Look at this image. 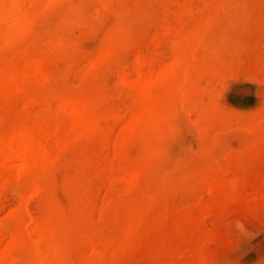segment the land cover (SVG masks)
Instances as JSON below:
<instances>
[{"label": "rangeland", "instance_id": "374dc122", "mask_svg": "<svg viewBox=\"0 0 264 264\" xmlns=\"http://www.w3.org/2000/svg\"><path fill=\"white\" fill-rule=\"evenodd\" d=\"M68 1L85 3L87 11H71L67 1L44 5L38 14L37 27L48 34H31L27 43L38 50L61 53L63 49L48 42V36H55L65 23L69 27L74 25L70 28L75 30L78 26L73 23L86 22L89 34L82 36L80 47L89 52L74 58L71 72L59 74L49 87L98 90L106 110L129 115L132 96L122 80V69L134 75L140 51L157 54L160 62L169 61L177 43L185 39L179 32L181 21L196 23L207 14L215 18L202 36L201 52L210 60L227 64L219 84L220 105L230 123L206 128L198 121V111L181 110L170 116L175 127L160 133L166 152L152 167L151 182L171 193V197L175 194L169 202L156 206V211L171 208L173 218L152 227L153 217L145 218L141 223V243L127 255L101 264H139L170 245L193 250L165 258L172 264H200V257L195 254L198 248L215 264H264V138L243 125V120H264V0H221L211 6L209 0H115L107 7L99 0ZM114 33L123 35L111 40L125 41L118 48V57L92 68L93 51ZM6 65L0 58V71ZM60 65L61 62L52 59L51 67ZM39 110L28 113L16 97L0 99V114L6 126L34 118L33 114ZM145 145L139 138L125 149L136 154ZM116 166L115 150L110 145L97 137L73 138L49 170L0 176L2 237L8 238V227L16 226L14 211L25 199L30 202V212L43 219L57 201L63 203L65 210L77 212L80 201L75 196L83 191H90L88 200L93 213L66 226L64 233L74 245L68 259L86 251L83 239L87 235L122 236L117 201H132L137 190L113 181L110 168ZM204 174L221 176L238 185L232 192L221 190L219 201L198 219L183 218L180 212L185 199L192 196L210 199V194L197 186L198 178ZM34 181L44 186L39 195L30 191L29 184ZM237 220L243 222V231L234 223ZM201 227L214 234L203 236Z\"/></svg>", "mask_w": 264, "mask_h": 264}, {"label": "bare ground", "instance_id": "6f19581e", "mask_svg": "<svg viewBox=\"0 0 264 264\" xmlns=\"http://www.w3.org/2000/svg\"><path fill=\"white\" fill-rule=\"evenodd\" d=\"M53 1H67L71 11L77 13L87 11L85 3L68 0L0 2V58L7 64L0 71V99L16 97L28 113L40 108L38 113H32L34 118L9 126L0 114V176L49 170L59 161L71 139L97 137L115 150L117 166L110 168L113 181H121L137 192L132 201H117L123 235L115 238L98 233L87 235L83 239L86 251L74 259H68L74 245L64 231L71 222L77 223L93 213L88 200L90 191L76 193L80 201L77 212L65 210L63 203L57 201L43 219L30 212V202L25 199L14 211L16 226L8 227V238L0 233V264H101L127 255L141 243V223L145 218L153 217L151 227L173 218L171 208L156 211V206L169 202L175 194L171 197V193L151 182L152 167L166 152L160 133L175 127L170 116L181 110L198 111V121L206 128L230 123L220 105L219 84L227 64L210 60L200 48L202 36L215 23V18L207 14L196 23L181 21L179 32L185 39L177 43L169 61L160 62L157 54L140 51L139 67L134 75L122 69V80L132 96L129 115L125 116L104 109L103 95L98 90L83 92L67 86L49 87L59 74L64 76L71 72L74 58L84 51L89 52L80 47L82 36L89 34L86 22L82 21L73 23L79 31L78 27L74 30L70 28L74 25L69 27V23H65L55 36H48V42L63 49L61 53L38 50L27 43L31 34H48L37 27L38 14L44 5ZM99 1L107 7L115 0ZM219 1L209 0V6ZM119 35L123 34L114 33L93 51L92 68L118 57V48L125 41L111 39ZM53 58L61 62L58 68L51 67ZM243 125L264 138V120H243ZM139 138L146 144L144 149L136 154L126 151V145ZM29 185L33 195H39L44 187L35 181ZM237 185L233 180L214 174L200 176L197 186L207 191L210 199L205 201L195 196L185 199L181 216L198 219L219 201L221 190L232 192ZM234 223L244 230L242 221ZM201 230L205 237L214 234L204 227ZM183 250L193 251L188 246L170 245L139 264H172L165 258L179 255ZM195 254L200 257V264H215L202 248L195 249Z\"/></svg>", "mask_w": 264, "mask_h": 264}]
</instances>
